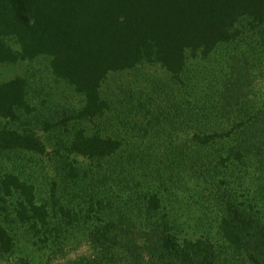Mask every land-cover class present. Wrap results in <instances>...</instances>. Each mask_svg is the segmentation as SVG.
<instances>
[{
  "label": "trees",
  "instance_id": "trees-1",
  "mask_svg": "<svg viewBox=\"0 0 264 264\" xmlns=\"http://www.w3.org/2000/svg\"><path fill=\"white\" fill-rule=\"evenodd\" d=\"M250 40L264 53V0H0V63L49 59L53 78L84 98L82 109L72 117L76 122L104 116L108 103L102 87L112 74L156 65L177 79L190 56L208 58L222 45H250ZM246 63L247 69H236L209 112L201 109V129L192 143L201 153L181 152L177 167L207 181L210 173L233 165L239 176L259 177L263 200L264 102L253 103L254 79ZM33 112L25 78L0 83V119L20 123ZM121 146L82 129L74 133L68 150L103 165ZM19 150L44 154L46 148L32 131L0 128V151ZM101 175L102 170L93 172L89 182L95 187ZM146 183L137 191L125 188V197L117 201L98 186L87 211L94 220L89 241L97 252L70 264L219 263L211 244L178 240L171 218L162 213L164 199ZM15 193L23 199V222L51 224L46 206L36 203L33 186L15 175L0 179V196ZM221 211L223 240L243 264H264L260 213L230 197ZM13 245L0 220V250L9 251Z\"/></svg>",
  "mask_w": 264,
  "mask_h": 264
},
{
  "label": "rangeland",
  "instance_id": "rangeland-1",
  "mask_svg": "<svg viewBox=\"0 0 264 264\" xmlns=\"http://www.w3.org/2000/svg\"><path fill=\"white\" fill-rule=\"evenodd\" d=\"M249 42L222 45L208 58L190 56L177 79L156 65L112 74L102 87L108 110L87 122L73 121L84 98L53 78L49 59L0 63V83L17 77L27 80L34 110L20 123L0 119V128L32 131L46 148L44 154L0 151V179L15 175L33 186L36 203L46 206L51 223L23 222L19 216L23 199L16 193L1 194L0 220L14 245L9 251L0 250V264H70L95 257L97 251L89 241L94 222L87 214L90 196L99 186L117 201L125 197V188L141 190V182L160 192L162 213L171 218L179 241L211 244L218 264H243L223 240L221 209L230 197L264 218L259 177L239 176L237 167L229 165L201 181L177 166L181 152L201 153L192 145L201 129V109L209 112L236 69H247L246 61L254 79L253 103L264 102V53L255 41ZM82 129L121 142L119 153L104 166L71 154V139ZM98 170L102 175L94 187L89 177Z\"/></svg>",
  "mask_w": 264,
  "mask_h": 264
}]
</instances>
